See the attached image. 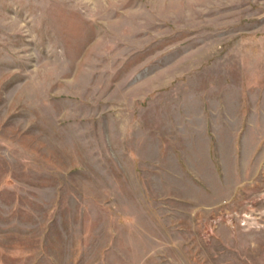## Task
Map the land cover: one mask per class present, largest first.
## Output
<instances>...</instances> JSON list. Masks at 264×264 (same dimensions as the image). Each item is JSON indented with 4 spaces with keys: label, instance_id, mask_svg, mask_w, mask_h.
<instances>
[{
    "label": "rangeland",
    "instance_id": "1",
    "mask_svg": "<svg viewBox=\"0 0 264 264\" xmlns=\"http://www.w3.org/2000/svg\"><path fill=\"white\" fill-rule=\"evenodd\" d=\"M0 264H264V0H0Z\"/></svg>",
    "mask_w": 264,
    "mask_h": 264
}]
</instances>
